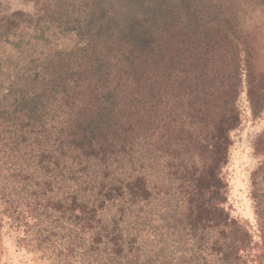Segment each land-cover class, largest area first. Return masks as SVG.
<instances>
[{"label": "trees", "instance_id": "trees-1", "mask_svg": "<svg viewBox=\"0 0 264 264\" xmlns=\"http://www.w3.org/2000/svg\"><path fill=\"white\" fill-rule=\"evenodd\" d=\"M167 39L111 33L101 50L51 57L56 77L38 91L0 85L3 257L10 245L51 264H264L212 161L229 116L172 104L183 67ZM101 55L107 78L92 70Z\"/></svg>", "mask_w": 264, "mask_h": 264}, {"label": "rangeland", "instance_id": "rangeland-1", "mask_svg": "<svg viewBox=\"0 0 264 264\" xmlns=\"http://www.w3.org/2000/svg\"><path fill=\"white\" fill-rule=\"evenodd\" d=\"M111 33L168 34L167 55L183 67L172 79L183 89L174 96L183 104H172L183 115L227 113L212 136L217 146L212 161L219 164L226 213L245 226L251 252L259 251L264 245V0H0V85L28 82L38 91L56 77L59 63L51 57L71 62L80 52L101 50ZM175 36L183 37V48L174 45ZM107 60L101 55L94 61L99 77L109 76ZM2 251L0 238V264H51L14 246L6 257Z\"/></svg>", "mask_w": 264, "mask_h": 264}]
</instances>
